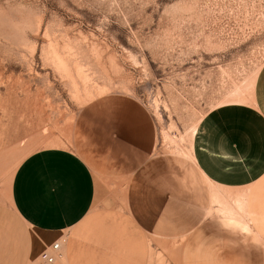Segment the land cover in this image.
<instances>
[{"label": "crops", "instance_id": "0c3cea01", "mask_svg": "<svg viewBox=\"0 0 264 264\" xmlns=\"http://www.w3.org/2000/svg\"><path fill=\"white\" fill-rule=\"evenodd\" d=\"M106 108L120 117L106 123ZM67 140L28 154L0 190V264H264V65L251 100L208 111L187 152L118 92L86 103Z\"/></svg>", "mask_w": 264, "mask_h": 264}, {"label": "rangeland", "instance_id": "374dc122", "mask_svg": "<svg viewBox=\"0 0 264 264\" xmlns=\"http://www.w3.org/2000/svg\"><path fill=\"white\" fill-rule=\"evenodd\" d=\"M263 65L264 0H0V190L107 93L139 98L187 152L208 111L251 100Z\"/></svg>", "mask_w": 264, "mask_h": 264}, {"label": "snow or ice", "instance_id": "6c2138e0", "mask_svg": "<svg viewBox=\"0 0 264 264\" xmlns=\"http://www.w3.org/2000/svg\"><path fill=\"white\" fill-rule=\"evenodd\" d=\"M91 107H95V105H92ZM86 114H90L87 109H86ZM120 115H121L120 112L115 108H106L103 110V113L100 118L106 123L110 124L113 120L118 119ZM163 180L164 177L158 176L157 174H152L147 178H145L144 183L148 187L155 189V186L157 184L163 183Z\"/></svg>", "mask_w": 264, "mask_h": 264}, {"label": "built area", "instance_id": "2783aa9c", "mask_svg": "<svg viewBox=\"0 0 264 264\" xmlns=\"http://www.w3.org/2000/svg\"><path fill=\"white\" fill-rule=\"evenodd\" d=\"M61 241L55 242L52 246L51 249L45 250L42 254L41 257L42 259L47 262V263H53L56 259L55 254L61 249Z\"/></svg>", "mask_w": 264, "mask_h": 264}]
</instances>
